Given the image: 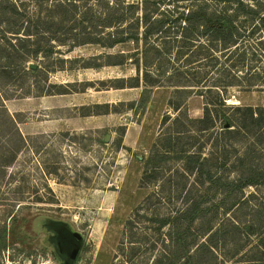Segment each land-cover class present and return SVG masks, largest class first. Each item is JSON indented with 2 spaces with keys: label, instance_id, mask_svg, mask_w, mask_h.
Segmentation results:
<instances>
[{
  "label": "rangeland",
  "instance_id": "rangeland-1",
  "mask_svg": "<svg viewBox=\"0 0 264 264\" xmlns=\"http://www.w3.org/2000/svg\"><path fill=\"white\" fill-rule=\"evenodd\" d=\"M153 4L228 7L236 15L243 37L233 50L245 52L246 70L239 77L231 73L235 85L220 91L226 107L215 105L216 128L179 139L173 146L177 152L164 156V163L156 162L155 171L141 180L144 162L161 134L162 117L167 112L176 116L168 107L175 88L194 89L173 99L185 101L192 119L202 117L204 102L213 103L214 94L206 88L171 86L186 83V76L176 77L174 70H149L160 85L142 94L144 70L137 80L131 58L106 56L130 53L131 45L88 43L48 59L40 53L23 63L19 53L21 58L11 57L10 67L0 48V264H125L126 258L148 264L156 244V250L179 256L182 246L163 235L158 238L151 218L154 213L176 216L194 205L201 219L184 245L193 250L199 246L195 254L191 251L190 264H264V128L248 136L221 132L224 119L239 118L234 108L264 107V27L253 30L255 22L264 20V0ZM4 5L23 6V21H41V0H7ZM239 7L255 16L240 13ZM110 61L122 64L107 65ZM223 61L221 57L220 68H226ZM86 64L98 67L83 68ZM249 79L253 86H247ZM194 107H201L199 117L190 116ZM246 146L250 158L237 161ZM187 149L210 159L202 174L182 171L177 153ZM250 177L254 182L247 184ZM46 222L55 232V250ZM129 248H135L133 257Z\"/></svg>",
  "mask_w": 264,
  "mask_h": 264
},
{
  "label": "trees",
  "instance_id": "trees-1",
  "mask_svg": "<svg viewBox=\"0 0 264 264\" xmlns=\"http://www.w3.org/2000/svg\"><path fill=\"white\" fill-rule=\"evenodd\" d=\"M154 1L41 0V21L32 23L23 21L27 17L23 6H21L22 8L13 5L5 6L7 0H0V48L6 52L4 59L7 61V67H10L11 57L19 56V53L22 57L24 56L23 63L26 59L38 58L40 53L41 59H48L54 54L70 53L75 47L88 43L103 48L131 45L132 52L130 53L106 56L108 58H124V60L131 58V64L137 70L135 78L137 80L139 79V70H144L143 85L145 90L142 94L148 91L146 88L160 85L158 80H154L149 75V70H174L176 77L186 76V83L181 82L180 85H173L171 82V86L193 87L197 88L196 91L206 88L204 91L214 94L215 103L205 101L202 117L192 119L187 116L185 101L177 103L173 99L174 96L179 98L182 94L194 89L175 88L168 101V107L176 116L172 118L167 112L162 117L161 134L152 145L149 157L144 162L141 180L150 171H155L156 162L164 163V156L177 152L173 146L179 139L191 137L189 135L191 132L203 133L216 128L219 114L215 105L226 107L220 99V91H225L229 86L235 85L233 83L235 79L231 73L235 77H239L237 73L246 70V65L244 69L245 52L241 53L240 49L233 50L236 46L238 47L237 41L241 40L243 35L238 32L236 15L234 12H230L228 7L220 10L207 5L162 8L153 4ZM239 11L246 13L250 18L255 16L253 12H245L240 7ZM262 26L264 27V20L259 19V22H255L253 30L261 29ZM53 44L65 47L66 50L63 52ZM221 57L224 58L222 63L226 68L219 66ZM58 61L73 62L63 59ZM180 61L185 64L184 67L170 68L169 65L172 66V63ZM120 64L122 62L110 61L107 63V65ZM91 67L98 66L89 64L83 66V68ZM177 70L187 71L176 72ZM210 74H215V76H209ZM248 82L247 86L254 85L251 79ZM130 87H138V85ZM212 88H216V91H213L215 89ZM234 109L239 113V118L234 122L228 119L223 120L221 132L224 134L248 136L253 132L258 133L264 128V107L246 106ZM169 121L172 123L166 128ZM225 123H228L229 126H224ZM177 154L182 161V171L187 175L202 174L210 161L208 157L202 158V153L196 150L189 151L187 149ZM249 154V147L246 146L244 152L237 156V161L250 158ZM250 178L252 181L249 180L247 184L254 182V177ZM151 197L150 195L145 198V202H148ZM198 207L197 205L189 207V211L178 212L179 214L176 216L154 213L151 221L156 223L158 238L162 235L167 237L172 245H181L182 251L179 256H176L175 252L172 256L171 252L156 250L157 244L152 245L150 252L152 250L155 255L148 264H190L193 254L197 252L199 246L193 250V248L184 245H187L186 240L191 234L192 225L201 219ZM139 208L136 209V212ZM130 226L131 219L125 222L124 236H128L126 232ZM163 229L166 231L165 234H161ZM163 241L161 240L160 244L167 248L168 245L165 246ZM120 250L122 251L121 248L119 252ZM134 251L135 248H129L132 257ZM62 255L65 257V254ZM118 256L120 254H117L116 258ZM131 260L126 258L124 262L125 264H147V261L133 263ZM181 260L183 263H180Z\"/></svg>",
  "mask_w": 264,
  "mask_h": 264
},
{
  "label": "bare ground",
  "instance_id": "bare-ground-1",
  "mask_svg": "<svg viewBox=\"0 0 264 264\" xmlns=\"http://www.w3.org/2000/svg\"><path fill=\"white\" fill-rule=\"evenodd\" d=\"M228 102H229V100H228ZM51 222H46L45 223V225H46V227H47V229H48V231H49V242H50V244H51V246L54 248V250H55V242H54V239H55V232H54V230L52 229V228H50L51 227Z\"/></svg>",
  "mask_w": 264,
  "mask_h": 264
},
{
  "label": "crops",
  "instance_id": "crops-1",
  "mask_svg": "<svg viewBox=\"0 0 264 264\" xmlns=\"http://www.w3.org/2000/svg\"><path fill=\"white\" fill-rule=\"evenodd\" d=\"M201 107H194L191 109L190 116L193 118L199 117L201 115Z\"/></svg>",
  "mask_w": 264,
  "mask_h": 264
},
{
  "label": "flooded vegetation",
  "instance_id": "flooded-vegetation-1",
  "mask_svg": "<svg viewBox=\"0 0 264 264\" xmlns=\"http://www.w3.org/2000/svg\"><path fill=\"white\" fill-rule=\"evenodd\" d=\"M63 256V255H62ZM64 257V256H63ZM65 259H68V257L65 255V257H64ZM69 260V259H68Z\"/></svg>",
  "mask_w": 264,
  "mask_h": 264
},
{
  "label": "water",
  "instance_id": "water-1",
  "mask_svg": "<svg viewBox=\"0 0 264 264\" xmlns=\"http://www.w3.org/2000/svg\"><path fill=\"white\" fill-rule=\"evenodd\" d=\"M78 243V242H77ZM74 252H75V250H74Z\"/></svg>",
  "mask_w": 264,
  "mask_h": 264
}]
</instances>
